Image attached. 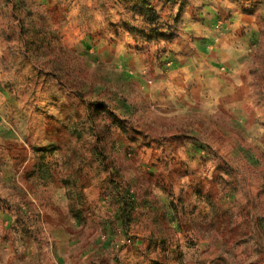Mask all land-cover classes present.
Masks as SVG:
<instances>
[{
	"label": "rangeland",
	"instance_id": "374dc122",
	"mask_svg": "<svg viewBox=\"0 0 264 264\" xmlns=\"http://www.w3.org/2000/svg\"><path fill=\"white\" fill-rule=\"evenodd\" d=\"M0 264H264V0H0Z\"/></svg>",
	"mask_w": 264,
	"mask_h": 264
},
{
	"label": "bare ground",
	"instance_id": "6f19581e",
	"mask_svg": "<svg viewBox=\"0 0 264 264\" xmlns=\"http://www.w3.org/2000/svg\"><path fill=\"white\" fill-rule=\"evenodd\" d=\"M252 92V91H251ZM252 105V104H251Z\"/></svg>",
	"mask_w": 264,
	"mask_h": 264
}]
</instances>
